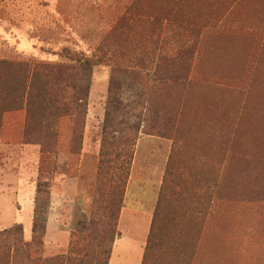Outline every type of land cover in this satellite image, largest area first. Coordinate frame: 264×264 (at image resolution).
<instances>
[{
	"label": "rangeland",
	"instance_id": "374dc122",
	"mask_svg": "<svg viewBox=\"0 0 264 264\" xmlns=\"http://www.w3.org/2000/svg\"><path fill=\"white\" fill-rule=\"evenodd\" d=\"M257 122L264 0H0V264H264ZM168 169L179 263L145 259Z\"/></svg>",
	"mask_w": 264,
	"mask_h": 264
},
{
	"label": "trees",
	"instance_id": "16d2710c",
	"mask_svg": "<svg viewBox=\"0 0 264 264\" xmlns=\"http://www.w3.org/2000/svg\"><path fill=\"white\" fill-rule=\"evenodd\" d=\"M188 48H189L188 46L181 47V49L186 51L188 50ZM186 51H184L185 53H183L182 56L186 54ZM90 67H91V63L89 60H83L81 62V68L83 71H88ZM189 83L191 84V82ZM190 84L183 83V88L190 86ZM47 94L45 93L44 97ZM260 124L263 125V122L254 123L250 128V134L253 140H255V142L264 141V131L263 132L261 131ZM167 176H170V184L174 185L175 188L172 189L170 188L171 196L165 197L161 195L159 198L156 209L154 211V215L151 223V229L145 247V259L146 260L149 259L150 256L152 255H155L158 259H161L160 257L162 256L160 255L162 253L164 254V252H166L167 250H171L175 254L174 262L179 263L181 261H184L183 255L185 254L184 251L186 250V248L190 244H193L194 242V236L190 233L191 226L188 225H193L191 223H196L197 222V219L195 217L196 214L198 215L202 214L203 211L200 210L198 211L199 213L193 210H191L190 213H186V211H183L185 205L184 201L185 203H187V199H185L183 187L181 186L178 177H176L173 174V172L170 171L169 169L166 172V178ZM165 181H167V179H165ZM215 184H217V182ZM107 187L109 188L108 191L112 195L117 190V184L115 183V179L113 180V183L107 185ZM208 208L209 206L205 208V211L208 210ZM165 210H168L166 211V216L161 219L159 217L160 213ZM182 211H183V215L180 216L178 213ZM187 214H190V218L188 219L186 218ZM111 218H113L112 220L115 221L116 215L114 214L113 216L111 215ZM178 221L180 222L186 221L189 231L182 230L175 234L176 231L174 229V226L175 227L179 226L180 222ZM17 232H19L18 229ZM112 249H110L109 252L107 253L106 256L107 262H105L106 264H108V261L110 260ZM161 250H163L162 253Z\"/></svg>",
	"mask_w": 264,
	"mask_h": 264
},
{
	"label": "crops",
	"instance_id": "0c3cea01",
	"mask_svg": "<svg viewBox=\"0 0 264 264\" xmlns=\"http://www.w3.org/2000/svg\"><path fill=\"white\" fill-rule=\"evenodd\" d=\"M116 248H117V241H116V243L114 244V246H113V249H112V254H111V257H110V264H114V261H115V258H114V252H115V250H116ZM133 264H142V260H143V258H142V253L140 252V251H138V252H136L135 253V256L133 257ZM124 264L126 263V258L124 259V262H123Z\"/></svg>",
	"mask_w": 264,
	"mask_h": 264
}]
</instances>
